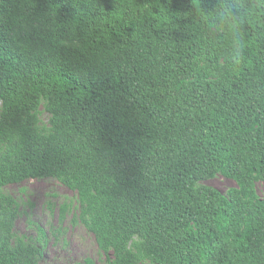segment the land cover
<instances>
[{
	"label": "trees",
	"instance_id": "16d2710c",
	"mask_svg": "<svg viewBox=\"0 0 264 264\" xmlns=\"http://www.w3.org/2000/svg\"><path fill=\"white\" fill-rule=\"evenodd\" d=\"M29 179L106 264H264V0H0V264L43 257Z\"/></svg>",
	"mask_w": 264,
	"mask_h": 264
},
{
	"label": "rangeland",
	"instance_id": "374dc122",
	"mask_svg": "<svg viewBox=\"0 0 264 264\" xmlns=\"http://www.w3.org/2000/svg\"><path fill=\"white\" fill-rule=\"evenodd\" d=\"M43 113L41 121L47 123ZM222 194L237 187L232 178L221 173L200 182ZM23 188V190H21ZM259 197L264 196V185L256 182ZM6 192L14 195L19 203V215L14 230L29 237H40L43 231L46 245L39 264H77L91 258L96 264H106L99 254L91 233L77 219V206L73 193L54 180L29 179L18 185H10Z\"/></svg>",
	"mask_w": 264,
	"mask_h": 264
}]
</instances>
